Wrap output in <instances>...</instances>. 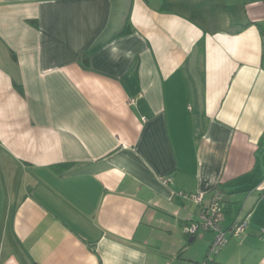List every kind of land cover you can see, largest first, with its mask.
<instances>
[{
    "label": "crops",
    "instance_id": "1",
    "mask_svg": "<svg viewBox=\"0 0 264 264\" xmlns=\"http://www.w3.org/2000/svg\"><path fill=\"white\" fill-rule=\"evenodd\" d=\"M216 191L264 264V2L0 0V264H200Z\"/></svg>",
    "mask_w": 264,
    "mask_h": 264
},
{
    "label": "built area",
    "instance_id": "2",
    "mask_svg": "<svg viewBox=\"0 0 264 264\" xmlns=\"http://www.w3.org/2000/svg\"><path fill=\"white\" fill-rule=\"evenodd\" d=\"M264 2V0H261ZM195 205H200L201 210L196 221L190 222L183 227V233L186 236H194L201 232H213L214 239L211 242L209 252L210 254H217L219 250L228 242L226 233L222 230L221 223L224 220L223 195L220 191H216L211 196L210 202L203 205L202 194H193L185 196ZM246 219L235 222L229 229L230 235L233 237H240L246 227ZM200 264H206L202 262Z\"/></svg>",
    "mask_w": 264,
    "mask_h": 264
},
{
    "label": "trees",
    "instance_id": "3",
    "mask_svg": "<svg viewBox=\"0 0 264 264\" xmlns=\"http://www.w3.org/2000/svg\"><path fill=\"white\" fill-rule=\"evenodd\" d=\"M125 34L126 32H121L120 33V35H122V34ZM80 58H82V64L84 65V66H86V63H87V53H84V54H82L81 56H80ZM211 245V244H210ZM210 245H209V248H208V252H207V257L204 259V261L203 262H205L206 264H210L211 263V257L213 256V254H210V252H209V249H210Z\"/></svg>",
    "mask_w": 264,
    "mask_h": 264
}]
</instances>
